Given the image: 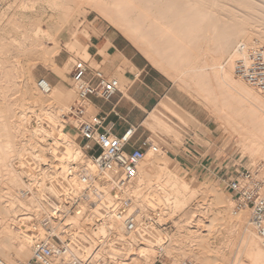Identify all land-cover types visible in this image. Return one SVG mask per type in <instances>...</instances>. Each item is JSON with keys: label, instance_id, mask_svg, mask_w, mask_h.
Here are the masks:
<instances>
[{"label": "bare ground", "instance_id": "obj_1", "mask_svg": "<svg viewBox=\"0 0 264 264\" xmlns=\"http://www.w3.org/2000/svg\"><path fill=\"white\" fill-rule=\"evenodd\" d=\"M44 1L50 10L59 12L64 22L79 14L84 6L97 9L110 24L120 26L128 38L147 45L150 51L151 47L158 45L152 42L151 35L164 34L166 41L163 44L167 43L166 48H169L170 54L173 55L168 58L171 61H167L170 62L171 69L168 68L173 71L170 76L174 83L187 88L189 93L193 92L194 97L206 105L214 117L223 124L226 132H229L231 137L235 135L234 146L238 148L240 154L264 159V98L236 79L232 74L230 62L226 60L239 40L251 42L255 37L259 43L264 44V0ZM217 10H224L227 17L214 19L218 25L215 31L210 20L214 18L211 16ZM36 15L28 21L35 26L33 30L24 29L20 22L15 24L23 28L20 39L0 35V100L4 99L3 103L9 111L8 118H13H11L12 122L7 118L9 122L6 119L7 122L4 119L0 121H4L0 123V257L14 264L24 262L31 252L30 241L19 230L22 222L48 217L50 206L57 203L63 190L72 185L70 181L62 178V172L70 162L76 161L81 156L79 148L75 146V140L72 139L71 130L66 128L67 122L58 115V110L53 105V101L57 99L51 97L56 95L53 86L49 93L44 94L49 99L35 94L36 100L31 107L36 106L38 113H34V109L29 105L30 113L23 114L22 111V116L18 117L19 123L15 120L16 124L14 119L18 118L14 112H11L14 94L20 89L22 91L23 88L16 76L17 63L20 64V58L16 57L22 53H29L38 45L37 34L43 33L53 41L50 48H41L38 53L40 59L48 62L52 67L62 69V66H57L54 61V55L59 52L56 34L52 33V30L42 29L41 23L44 21L42 12ZM60 27L62 25H59L58 29ZM4 40L11 44L15 53L13 58H9L7 51L1 49L5 46ZM73 44L76 46V43ZM158 54L156 56L164 53L158 52ZM164 56L167 58V55ZM148 57L152 61L156 60V63L159 62L151 53ZM163 58L162 61L166 59ZM72 59V56H69L68 61ZM23 91L32 93L29 89L23 88ZM158 106L173 113V106L180 108L168 96L161 100ZM158 111L156 106L147 117L144 126L153 135L163 136L171 126L168 121L158 116ZM186 113L193 117L189 112ZM18 131L21 132L19 133L21 137L24 134L23 139L26 141L23 144L15 140L17 137L15 133ZM46 137H50L53 142L48 147H41V142ZM155 155L147 154L148 157L137 169L133 187L134 204L140 210L137 223L132 227H125L109 218L104 224L97 225L96 230L89 225L87 228L88 222L83 213L84 209L88 208L84 204H78L66 215V221L71 223L74 229L73 252L79 257L84 247L89 251L95 241L99 240V248L92 252L96 257L103 258L104 264H152L155 260L151 258L154 247L163 243L167 257L191 256L199 264H242L237 256L232 261L228 260L224 263L226 247L233 241L234 233H240V253L244 252L251 264H264V248L261 247L249 218L244 220L242 213L232 218L231 212L227 214L229 202L220 201L221 197L218 195L212 198L214 204L222 205H218L217 208L220 210L217 211L220 214L219 219L224 220L225 232L229 236L223 241L225 245L214 242L217 232L215 238L213 234L214 239H210L209 230L217 219L215 216L214 218L210 216L209 220H205L207 223L203 222L198 216L203 215L207 210H203L204 207H200L199 204L196 207L190 205L191 207L183 212L181 220L174 222L177 226L176 232L170 236L166 233L162 235L155 226L143 222L141 216L147 212L153 200L157 207L153 212L155 217L164 220L163 215L167 211L161 209L162 205H167L173 214L181 212L195 194L188 181L177 176L166 157L162 156L160 159ZM142 171L145 177L139 176ZM21 174L31 176L35 181L31 187L24 184V187L31 190V195L20 193ZM143 188L147 189L146 194H151L153 198L151 203H148L149 195L146 201ZM108 203L109 198H106L103 205L108 206ZM151 209L148 211L150 212ZM99 210L103 211L104 208ZM218 214L215 212L214 215ZM148 217L150 218V214ZM201 227H205L204 231L208 230L210 235L208 232L201 234ZM154 253L153 257H155Z\"/></svg>", "mask_w": 264, "mask_h": 264}, {"label": "built area", "instance_id": "obj_2", "mask_svg": "<svg viewBox=\"0 0 264 264\" xmlns=\"http://www.w3.org/2000/svg\"><path fill=\"white\" fill-rule=\"evenodd\" d=\"M72 58L69 86L75 96L67 106L60 107L58 115L75 130L74 140H78L81 156L62 172V178L72 185L50 206L48 217L22 222L19 230L30 241L31 252L21 264H104L103 258L92 252L98 248L96 245L89 251L84 247L79 257L73 252L74 229L66 221V215L78 204H84L88 208L84 213L86 222L95 230L109 218L132 227L140 215L133 195L137 169L147 154H157L164 149L151 139L150 132L145 137L134 138L136 127L132 125L119 135L112 133L110 123L96 112L90 98L97 96L108 100L119 91V79L99 67H92L89 59ZM226 60L231 64L233 76L264 98V44L239 41ZM35 85L42 94L49 93L52 88L44 77H39ZM223 168L219 180L230 195L232 216L247 212L249 223L264 248V162L248 166L231 163ZM23 180L30 187L35 184L26 174ZM20 193L31 195V190L23 187ZM106 198H109L108 206L103 205ZM101 208L104 210H99ZM154 250L152 264H193L188 258L173 263L165 255L163 243L156 245ZM0 264L14 263L0 257Z\"/></svg>", "mask_w": 264, "mask_h": 264}, {"label": "rangeland", "instance_id": "obj_3", "mask_svg": "<svg viewBox=\"0 0 264 264\" xmlns=\"http://www.w3.org/2000/svg\"><path fill=\"white\" fill-rule=\"evenodd\" d=\"M20 2H21V4H20ZM33 2H35L34 3L35 5L33 4ZM21 6H23V7H21ZM31 8H33V9H31ZM48 9H49V7L47 6L46 1H44V0H22V1L21 0H0V13H1L0 14L1 15L0 16V35L17 37V39H20L22 36L21 31L23 28L24 29H32V30L35 28L34 25H31L28 23V21H30V19H33L31 17H36L37 16L36 14H39L42 12V14L44 16L43 17L44 21H42V23H41L42 29L47 30V31L52 30V33L56 34L55 35L56 40L59 42V52L54 55V60H56V58L59 55H63V56H65V58H67V56H72V57L78 56V57L85 59L86 56L83 54L81 48L77 47L73 44V41L75 40V36L80 32L85 34V35L87 34L86 31L84 30V28L88 22L87 20H89L92 16L99 17L101 20L105 21L106 18L104 17V15H102L97 9H93V8H89L87 6H84L79 14L75 15L73 18H70L69 20H67V22L66 21L64 22L63 18H61V16L59 15V12L57 10H50V9L48 10ZM218 15H219V17H218ZM226 15L227 14L225 13L224 10L223 11L217 10L213 14V16H211V17H214L210 20V22H211V24H213L212 27L215 31L218 29V25H217V21H214V19H218V18L225 19V17H227ZM226 20H227V18H226ZM15 21H16V23H14ZM222 21H224V20H222ZM18 22H20L23 25L22 26L23 28L22 27L19 28L17 25H15ZM58 24L60 26L62 25V27H60V29H58V27H59ZM113 28L116 29L118 32H120L122 35H124V37L148 60V62L153 67L158 69L168 79V81L172 85V93H173L174 97L186 107V109H184L183 107H181L179 105L178 102H175L173 99L172 100L180 106V108L173 106L175 114L173 112H169V111L162 109L160 106H157L158 110L160 111V113L158 111V116L160 118L168 121L171 128H170V130L166 131L163 134V136H159V135L157 136V135H153V133H151V139L154 142H156V144H158L159 146H162L164 148L163 150H161L160 152H158L156 154L158 156H156L154 154L155 157H158L160 159L162 156L166 157L168 160V163L172 166V168L176 172L177 176L182 180H185V181L187 180L188 183L190 184V186L192 187V189H194V191H195L194 196L195 197L193 196L192 200L187 205V207H185V209L183 211L174 212V214L171 213V211H169V208H167L168 207L167 205H162L161 209L167 211V213L165 215H163L164 220L163 219L158 220L155 217L153 212H155L154 210H155L156 204H154L155 200H153V204H150V207H148L147 212H146L147 214L148 213L150 214V218L148 217L149 214L147 215L145 213L144 215L142 214L141 220L147 224H152L153 226H155L157 229L160 230V233H162V235H165V233H166L167 235L170 236L176 232L175 230L177 229L176 228L177 226L174 222L181 220V217L183 216V212H186L189 209L188 207H191V206L196 207L199 204V206L201 205L200 207H204L203 210L204 209L207 210L204 213L205 216H204V214L198 216L199 218L202 219L203 222L207 223L206 221L209 220L211 217L214 218V216L217 219V220L215 219L216 223L214 222L215 223L214 226H212L209 230V232L211 233L210 239H214L216 236V232H217V236L214 239L215 240L214 242L217 244L223 243L225 238L229 237V236L225 232L226 231V229L224 228L225 223L223 224L224 220L222 221L221 219H219L220 214H218V211L220 209L217 207H218V205L219 206H222V205L219 203L214 204V201H213L214 198H212V197H215L218 195L219 197H221L220 201L229 202L230 206H229V204L227 206V208L228 207L230 208V210H228L229 208L227 209V214H229L231 212V206H232V201H231L229 193L224 189L221 180H219V177H217V176L216 177L196 176L193 171L181 168V166L176 162V160L173 159V154H171L170 152L175 154L176 153V150H175L176 147L178 145L182 146V144L185 142V138L190 137L191 139H194L195 141L206 144L207 147L209 148V151H211L212 154L214 155V157L216 159V163L219 166H221L222 169H224L223 166L225 164H227L229 166L231 163H237V164H241L244 166H248L250 163L264 162V159L250 158V156H248L246 154H240L238 151V148H236L234 146L235 135L233 136L234 137L233 138L230 136L229 132H226L223 124L220 123L214 117L211 110L209 108H207L206 105H204L202 102L198 101L194 97L193 92L189 93L187 88H185L183 86L180 87V86H178V84L174 83V81L172 80V78L170 76V74L173 71L170 70L171 69L170 68V62H168V61H171L168 58L173 56V55L170 54L171 52H170L169 48H166L167 43L163 44V42L166 41V36L164 34L159 35V36L158 35H156V36L151 35V39H153L152 42L155 44H158V45H156L157 49H156V46L154 45L153 46L154 48L151 47V51H150V49L147 45H144V44L142 45V43L140 44L137 40H131L130 38H128L124 34V32L120 29V26L113 25ZM32 34H34V31H32ZM36 39L38 40L37 41L38 45H36L34 49H32L29 53H22V54H19L18 57H16V58H20L19 59L20 64L17 63L18 69L16 68L17 69V71H16L17 80L20 82L19 84L21 85V87H23L24 89H29L30 91H32V93L25 92V91H23V88H22V91L20 89V91H18L17 93L14 94V97H13L14 105H12L13 111H11V112H14L15 116L17 118L22 116V111L24 114L25 112L27 113L30 110V107L32 106L31 104L33 102L35 103V100H36L34 97L35 94H38L40 97L45 96L44 94L39 93V91L37 90L36 85H35L36 80L39 78V76H44L46 74H48V76H51L52 74H54L56 72V74L59 77H61L63 80L66 79L67 76L69 77V70H70L72 60L68 61L69 57L66 60H64L65 62L63 63V65H61L62 69H59L58 67H52L48 62L41 60L38 53H40V51L43 48H46V49L50 48L53 45V41L51 39H48L46 36H44L43 33L37 34ZM251 40L258 42L257 38H255V37H253ZM160 41H161V43H160ZM239 41H241V40H239ZM162 44L165 45L164 46L165 48L162 46ZM260 44H262V43H260ZM4 45L5 46L1 49L3 51H5V50L7 51L6 54L8 55L9 58H13V55L15 53L12 50L11 44H9L8 41L4 40ZM152 49L153 50L155 49L154 50L155 54H154V51ZM157 51L159 53L161 52L164 54H161L160 56H158L159 54ZM149 53H151L152 56H154V57L156 56V54H158L155 57V59H157V62L158 61L159 62L156 63V60H154V61L150 60V58L148 57ZM164 55H167V58ZM163 56L166 59L162 61L161 59L163 58ZM159 57H161V58H159ZM164 62H165V65H164ZM19 67H20L21 71H20ZM67 81H70V80L68 79ZM68 83H70V82H68ZM241 83L244 84L243 82H241ZM51 85L54 88L53 92H55V94H56L55 96L52 95L51 97H54L53 99L57 98L56 100L53 101V103H54L53 105L56 106V109L59 111L60 107L63 108L65 106H67L73 100L75 94H74L73 89L68 88L67 86L63 85L62 83L61 84L60 83H58V84L52 83ZM30 86H31V88H30ZM57 90L59 91L60 94L58 93ZM44 98L49 99L48 96H45ZM53 99H51V101ZM3 101H4V99L0 100V117H1L0 121L2 119H4V121L7 122L8 121L7 119H9L8 118L9 111L7 110V107L4 105ZM29 105H30V107H29ZM28 108H29V110H28ZM31 109H34V111H33L34 113H38V109L36 106H33V108L31 107ZM185 111L189 112V113L191 111L193 114H191V113L190 114L194 118L187 115V113ZM28 113H30V112H28ZM19 115H21V116H19ZM15 116H14V118H15ZM11 118L12 117H10L9 121L11 120ZM15 120L17 121V123H19L18 121L20 119L19 118L14 119V121ZM4 121H2V122H4ZM16 121H15V123H16ZM2 122H0V123L2 124ZM11 122H12V120H11ZM66 128L71 130L72 139L74 140V136L76 135L75 130H73L72 126L69 125L68 122H67ZM21 132H22V130H21ZM21 132L18 131V133H15V134H17V137H15V140H16V142L20 141L23 144L26 140L23 139V135H24L23 133H22L23 135L21 137V135H20ZM202 134L208 135L211 138V140H209V142H207V140L204 139ZM52 142H53V140L50 137H46L45 140L41 142L40 146L41 147H48V146H50V143H52ZM77 142H78V140H75V144H76L75 146L77 148H79ZM165 150L170 151V152L166 153ZM253 159H255V160H253ZM24 175L21 174L22 184L19 186L20 189L23 188L24 184H25V182L23 180ZM139 176L145 177L144 171L139 173ZM142 187H144V186L142 185ZM142 191H143V193H145V192L147 193V189H144ZM147 195L150 196L151 194H146V196H145L146 201L149 197ZM21 196H23V195H21ZM152 199L153 198H151V196H150L148 199V203H151ZM210 204H211V206H210ZM152 205L153 206L155 205V206L153 207ZM208 207H210V208H208ZM149 209H151L150 212L148 211ZM217 209H218V211H217ZM85 211H86V209H84V213H85ZM215 212L219 216L214 215ZM84 213H83V215H84ZM241 215L243 216L244 220H248V213L247 212L246 213L242 212ZM153 217L157 220H154ZM231 217L235 218L233 216H231ZM183 222H181V224ZM86 224L89 225V223H86ZM215 225H216V228H215ZM218 225H219V227H218ZM84 227H86V225ZM87 228H88V226H87ZM200 229H199L200 233L201 232L202 233L208 232V230L204 231L205 227H201ZM218 229H219V231H218ZM214 230H216V231H214ZM212 231H214V232H212ZM210 233H209V235H210ZM213 234H214V238H213ZM239 235H240V233H234V235L232 236L234 238L233 241L229 244V246L226 247V251H224V255H225L224 263H227L228 260L232 261L235 258V256H237V259L242 264H247V263L251 264L250 260L244 255V252L241 251V253H240L241 245H240V236ZM93 245L94 246L96 245L99 248V246H100L99 240H96ZM222 245H225V242ZM154 252H155V250H153L152 254ZM152 254H151V258L153 260V258L155 259V257H153L154 255L152 256ZM236 254H238V255H236ZM239 254H240V256H239ZM168 257L171 259V261L173 263H176L181 258H188V259H191L193 261V264H199L191 256L187 257L185 255H183V256L182 255H175V257H171V256H168ZM142 264H144V263H142Z\"/></svg>", "mask_w": 264, "mask_h": 264}, {"label": "crops", "instance_id": "obj_4", "mask_svg": "<svg viewBox=\"0 0 264 264\" xmlns=\"http://www.w3.org/2000/svg\"><path fill=\"white\" fill-rule=\"evenodd\" d=\"M87 21L84 28L87 34L78 33L73 43L89 58L92 67H99L120 81L119 91L108 100L97 96L90 98L96 112L105 116L106 122L110 123L112 133L119 135L132 125L136 127L134 138L147 136L150 131L145 128L144 122L158 103L167 96L186 109L174 97L168 79L153 67L124 35L114 29L112 24L96 16ZM67 58L59 55L54 61L61 66ZM39 77L46 78L51 84L62 83L70 88L68 76L63 80L55 72L51 76L46 74ZM190 113L193 114L191 111ZM202 136L207 142L211 140L208 135ZM175 150V154L168 152L173 154V159L181 168L193 171L196 176L219 177L223 171L206 144L186 137L182 146L178 145Z\"/></svg>", "mask_w": 264, "mask_h": 264}]
</instances>
